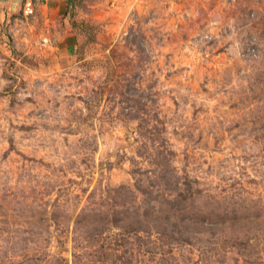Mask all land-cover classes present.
Segmentation results:
<instances>
[{"label":"rangeland","instance_id":"rangeland-1","mask_svg":"<svg viewBox=\"0 0 264 264\" xmlns=\"http://www.w3.org/2000/svg\"><path fill=\"white\" fill-rule=\"evenodd\" d=\"M0 264H264V0H0Z\"/></svg>","mask_w":264,"mask_h":264},{"label":"crops","instance_id":"crops-1","mask_svg":"<svg viewBox=\"0 0 264 264\" xmlns=\"http://www.w3.org/2000/svg\"><path fill=\"white\" fill-rule=\"evenodd\" d=\"M54 1H56V0H54Z\"/></svg>","mask_w":264,"mask_h":264}]
</instances>
